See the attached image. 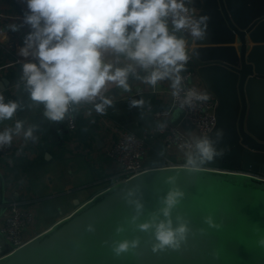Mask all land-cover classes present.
Returning <instances> with one entry per match:
<instances>
[{
	"label": "clouds",
	"instance_id": "9594fccd",
	"mask_svg": "<svg viewBox=\"0 0 264 264\" xmlns=\"http://www.w3.org/2000/svg\"><path fill=\"white\" fill-rule=\"evenodd\" d=\"M26 11L19 24L9 25L18 32L24 26L25 35L18 55L21 63L19 81L29 99L43 105V116L61 122L70 106L91 103L96 113L104 115L113 106V98L105 95L111 87L131 92L130 77L155 89L158 83L170 82L172 96L184 91L189 61L199 56L193 46L209 36L208 15H198L194 0H21ZM0 40H7L0 31ZM112 56L114 59L109 60ZM123 58L126 63L118 66ZM145 74L140 75L139 71ZM20 87V84H17ZM210 95L189 87L181 107L194 102L207 103ZM99 101V102H97ZM144 99H132L131 108H143ZM20 103L5 100L0 91V122L14 118ZM91 115V111L87 113ZM165 125H160L163 129ZM36 126L24 128V121L15 120L14 127L0 131V148L10 146L14 135L23 132L25 140L35 141ZM224 130H215L214 140L207 134L192 135L178 145L185 150V168L196 169L222 158L230 148H218ZM163 154V153H161ZM174 185L175 178L169 177ZM135 189L125 195L134 207L135 215L126 221L136 232L150 234L154 253L179 250L186 243L190 228L181 215L173 219L184 192L172 187L159 199V207L141 221L144 204L136 197ZM205 222L212 226L211 218ZM88 231H94L88 225ZM127 228L117 226L111 251L116 258L135 254L140 247L138 236L125 237ZM264 245V240L260 241Z\"/></svg>",
	"mask_w": 264,
	"mask_h": 264
},
{
	"label": "water",
	"instance_id": "95a60500",
	"mask_svg": "<svg viewBox=\"0 0 264 264\" xmlns=\"http://www.w3.org/2000/svg\"><path fill=\"white\" fill-rule=\"evenodd\" d=\"M194 0L195 9L202 12L206 5L217 2L229 26L232 40L238 38L239 55L199 56L189 61L187 69L221 68L232 74L237 92L238 118L235 124L239 148L238 159L233 162L239 169L223 172L206 168H152L136 177L115 183L96 196L70 217L60 221L45 234L11 253L0 237V264H264V183L250 174L264 176V137L255 128L246 129L248 89L263 86L264 53L251 49L248 38L258 39L257 31L264 26V0ZM253 2V3H252ZM254 6V14L245 11ZM262 7L263 9L259 8ZM193 66H192V65ZM196 74V72H195ZM197 78V74L195 75ZM10 87L3 78L0 91ZM219 102L216 105V127L219 126ZM184 112L176 110L173 123L181 124L190 135L199 134L186 120ZM14 118L0 122V128L11 127ZM96 137L99 149L104 147ZM153 148L161 144L149 139ZM103 145V146H102ZM169 177L175 184L167 183ZM0 201L4 197L1 190ZM172 187L184 192L180 205L173 212V219L181 215L187 220L190 233L179 250L154 253L150 234L136 232L126 224L133 215L134 207L125 200L129 190H137L136 197L144 204L141 221L159 207V199ZM211 218L212 226L205 220ZM88 225L94 231H88ZM117 226H124L125 237L138 236L140 247L135 254L116 258L111 251ZM11 253V254H10Z\"/></svg>",
	"mask_w": 264,
	"mask_h": 264
},
{
	"label": "crops",
	"instance_id": "0c3cea01",
	"mask_svg": "<svg viewBox=\"0 0 264 264\" xmlns=\"http://www.w3.org/2000/svg\"><path fill=\"white\" fill-rule=\"evenodd\" d=\"M233 2L241 4L243 0ZM203 9L202 12L198 11V15L211 17L209 36L206 40L193 45L201 57L206 59L225 55V59L228 60L231 55H239L238 38L232 40L229 26L217 2H212ZM25 11L26 5L21 3V0H0V12L3 15L0 18V31L7 35L6 41L0 40V82L3 78L10 81V87L3 92L6 102L16 100L20 103L21 107L16 112L17 120L24 121L25 129L35 125L40 127L43 133H39V129L35 130L33 133L37 138L35 141L25 140L23 132L14 135L16 147L13 154L0 157L1 190L4 197L3 201H0V210L12 201L26 202L36 218L32 233L37 234L70 217L79 206L85 205L106 188L113 186L119 170L117 164L102 150L104 147L99 149L97 146L96 137H100L102 143L106 141L103 134L106 125L92 109L76 106L78 130L72 135L68 130L66 133V130L58 128L64 121H49L43 116V105L33 103L28 93L22 92L23 83L19 81V77L21 63L25 58L19 56L18 52L30 29L24 26L20 31L13 32L9 30V25L19 24ZM245 11L254 14V6L252 4L246 6ZM257 35L258 39L249 36L248 45L251 49H258L264 53V26L262 30L257 31ZM108 59L112 60L114 57L109 56ZM126 63L128 62L121 58L118 66L122 67ZM194 68L196 80L219 102L217 129L222 128L224 136L217 143V147L230 148L222 158L200 167L226 172L237 171L239 169L233 164L240 154L235 128L238 118L235 78L221 68ZM138 71L140 75L145 74ZM129 84L131 92H123L122 89L113 86L104 93L114 101L113 106L107 110V119L120 123L141 136L143 132L152 128L153 114L168 108L169 99L166 95L154 94L150 86L142 84L134 76L130 77ZM169 84V81H163L158 83L157 87L165 93ZM247 92L248 111L245 127L248 130L255 128L256 132L263 134L264 137V85L249 88ZM132 94H136L133 99L145 100L143 108H131L129 106L131 100H123ZM89 111L90 116L87 115ZM11 127H14V124ZM211 136L216 139L215 133ZM164 154L173 156L166 150Z\"/></svg>",
	"mask_w": 264,
	"mask_h": 264
},
{
	"label": "built area",
	"instance_id": "2783aa9c",
	"mask_svg": "<svg viewBox=\"0 0 264 264\" xmlns=\"http://www.w3.org/2000/svg\"><path fill=\"white\" fill-rule=\"evenodd\" d=\"M1 17L3 15L0 12ZM182 75L185 76L184 91H181L178 97L172 96L170 86L165 93L161 92L157 86L155 89L151 88V92L154 94L166 95L169 99V106L165 111H158L153 114L154 124L152 128L143 132L141 136L136 135L120 123L109 121L107 119V112L104 115L96 113L91 103L82 102L79 105L70 106L69 113L63 121L72 135L77 133L76 106L92 109L99 119L102 120L106 125L103 132L106 141L102 150L118 166L119 174L116 183L136 177L152 168H185V150H181L178 145L189 140L190 135L183 129L181 124L176 125L172 123L171 118L176 110H181L184 112L183 120L188 121L199 134L208 135L216 127L215 110L217 100L210 96L209 101L203 105L199 102H194L192 107L187 105L181 107L185 93L189 87L205 91L201 83L196 80V74L193 69H188ZM135 95L126 96L123 100H132ZM160 125H165V127L161 129ZM3 130V128H0V131ZM150 138H154L155 142L160 143L167 153H172L173 156L164 154L161 156L163 160L162 164L149 166L148 161L152 147L149 143ZM15 147V140L13 138L10 146L6 145L0 148V157L11 156ZM250 175L264 183V176ZM109 188H106V190ZM27 205L26 202L12 201L0 210V237L3 238L6 247L11 250V253L50 230H44L37 234L32 233L36 218L34 212Z\"/></svg>",
	"mask_w": 264,
	"mask_h": 264
},
{
	"label": "trees",
	"instance_id": "16d2710c",
	"mask_svg": "<svg viewBox=\"0 0 264 264\" xmlns=\"http://www.w3.org/2000/svg\"><path fill=\"white\" fill-rule=\"evenodd\" d=\"M22 92H25V89H24V86L22 87ZM58 128L59 129H62V130H66L65 132L66 133H68V129H67V126H66V124L65 123H60L59 124V126H58ZM39 129V133H43V130L42 129H40V127H36V130H38ZM161 153H165V148L162 146V148L161 149H159V150H157V149H155V148H153V147H151V149H150V159H149V161H148V165L149 166H155V165H160V164H162L163 163V160H162V158H161V156L163 155V154H161Z\"/></svg>",
	"mask_w": 264,
	"mask_h": 264
}]
</instances>
